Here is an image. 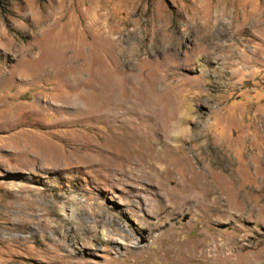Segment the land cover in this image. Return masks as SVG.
<instances>
[{
	"label": "rangeland",
	"instance_id": "374dc122",
	"mask_svg": "<svg viewBox=\"0 0 264 264\" xmlns=\"http://www.w3.org/2000/svg\"><path fill=\"white\" fill-rule=\"evenodd\" d=\"M208 237L264 264V0H0V264Z\"/></svg>",
	"mask_w": 264,
	"mask_h": 264
},
{
	"label": "bare ground",
	"instance_id": "6f19581e",
	"mask_svg": "<svg viewBox=\"0 0 264 264\" xmlns=\"http://www.w3.org/2000/svg\"><path fill=\"white\" fill-rule=\"evenodd\" d=\"M148 101V100H147ZM130 102V101H129ZM149 102V101H148ZM154 101H152L153 103ZM118 106V105H117ZM164 122V121H163ZM158 128L160 129V131L163 128L162 124H159L158 127H156L155 130H158ZM148 130V129H147ZM152 130V128H151ZM154 130V131H155ZM165 134L167 135V137H175L174 135H171L168 130L164 131ZM139 133V131H138ZM157 133V132H156ZM155 135V134H154ZM142 137V136H141ZM128 138V137H127ZM154 139V138H153ZM171 139V138H170ZM169 139V140H170ZM182 139V138H181ZM172 141V140H171ZM127 143V142H126ZM156 143V142H155ZM168 143V142H167ZM170 144V143H169ZM162 146V145H161ZM181 146V145H180ZM178 146V147H180ZM132 147V146H131ZM164 147V146H163ZM167 149V148H166ZM174 149V148H173ZM182 149V148H181ZM126 150V149H125ZM138 150V149H137ZM140 150V149H139ZM176 150V148H175ZM174 150V152H175ZM134 151V150H133ZM132 151V152H133ZM168 151V150H167ZM171 151V150H170ZM135 152V151H134ZM137 152V151H136ZM131 153V151L129 152V154ZM176 153V152H175ZM179 153V151H178ZM133 155V154H132ZM187 155V154H186ZM134 156V155H133ZM178 157V156H177ZM180 157V156H179ZM182 157V156H181ZM128 158L129 155H128ZM135 158V157H134ZM183 158V157H182ZM182 161V160H181ZM136 162V161H135ZM176 162V161H175ZM152 163V162H151ZM154 165H152V170L154 172H156L157 170L160 169L161 164L159 163V161H153ZM175 164V163H174ZM181 164V163H180ZM151 165V164H150ZM169 165L170 163L167 164L166 169H163L161 171L162 172H169ZM176 165V164H175ZM187 165V163H186ZM185 165V166H186ZM173 166V165H172ZM177 167V166H176ZM150 169V170H151ZM165 170V171H164ZM159 172V171H158ZM195 177L193 180V183L191 185V187L189 188L190 191L192 192H197V190L202 189L205 187V182H204V178L203 176H201V172L200 170L197 171V173H195ZM217 193V192H216ZM216 195V194H215ZM186 199V198H185ZM197 203H201L202 202V198L197 196ZM215 201L219 200V195L217 194V196H215ZM63 208L65 209V212L67 215L68 214L67 210L70 209V205L68 202L64 203ZM114 230V229H113ZM94 233H97V230L94 228ZM104 235L107 237V243L110 242H114V239L116 236H120V238L125 241V240H132L134 239V235H132L130 232L127 233H122V231L120 230V232H115L112 231L110 234L105 233V231H103ZM97 236V235H96ZM78 236L76 235L75 238H77ZM216 237L212 238V237H208L204 240V242L201 243V249L199 251L196 252V255L198 257H201L205 260H209L212 262V264H217L218 262H220L221 256L219 254V247H221L218 242L215 239ZM179 243V242H178ZM176 243V244H178ZM128 245V244H127ZM223 245V244H222ZM151 246V245H150ZM140 246L139 244L136 245L137 252L138 255L142 257L143 262L145 264H181L182 261L185 259L184 258V253H183V245L182 246H178L179 248L176 249L175 252L169 253V254H165L164 252H162L161 250H157V248H152V246ZM167 250V249H166ZM185 256H187V254H185ZM246 264H251V262H247Z\"/></svg>",
	"mask_w": 264,
	"mask_h": 264
}]
</instances>
